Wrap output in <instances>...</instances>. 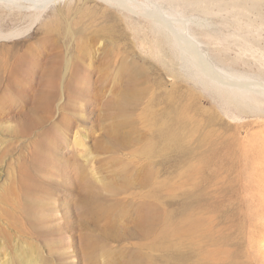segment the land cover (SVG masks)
Here are the masks:
<instances>
[{"label": "rangeland", "instance_id": "1", "mask_svg": "<svg viewBox=\"0 0 264 264\" xmlns=\"http://www.w3.org/2000/svg\"><path fill=\"white\" fill-rule=\"evenodd\" d=\"M66 2L52 28L0 18L30 28L0 39V264H264V125L166 75L136 20ZM227 15L210 34L234 53Z\"/></svg>", "mask_w": 264, "mask_h": 264}, {"label": "bare ground", "instance_id": "2", "mask_svg": "<svg viewBox=\"0 0 264 264\" xmlns=\"http://www.w3.org/2000/svg\"><path fill=\"white\" fill-rule=\"evenodd\" d=\"M66 1L0 0V18L15 11L18 17L27 16L35 24L49 11V19L41 26L52 28L61 23L63 9L69 5ZM98 1L105 10L116 9L136 20L139 48L146 57L153 59L173 80L186 78L200 92L208 91L221 101L225 109L220 113L240 121L236 130L252 123L264 125V104L251 98L264 97V79L259 78L262 75L259 71H249V57L245 56L250 54L264 65V0ZM2 9L8 13L1 12ZM24 11L28 14L23 15ZM227 14L240 27L242 24L246 27V34L234 37V41H241L236 43L240 50L234 53L226 42L229 37L213 38L210 34L212 16ZM29 29L0 31V39L22 35ZM256 149L264 154V142L249 150L256 152ZM222 150L225 155L230 149Z\"/></svg>", "mask_w": 264, "mask_h": 264}]
</instances>
